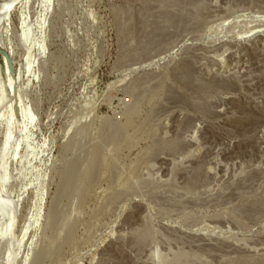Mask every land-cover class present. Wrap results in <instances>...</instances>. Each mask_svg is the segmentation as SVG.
I'll return each instance as SVG.
<instances>
[{
    "label": "rangeland",
    "instance_id": "374dc122",
    "mask_svg": "<svg viewBox=\"0 0 264 264\" xmlns=\"http://www.w3.org/2000/svg\"><path fill=\"white\" fill-rule=\"evenodd\" d=\"M257 30L264 0H0V264H264Z\"/></svg>",
    "mask_w": 264,
    "mask_h": 264
},
{
    "label": "bare ground",
    "instance_id": "6f19581e",
    "mask_svg": "<svg viewBox=\"0 0 264 264\" xmlns=\"http://www.w3.org/2000/svg\"><path fill=\"white\" fill-rule=\"evenodd\" d=\"M262 32H264V31H262V30H257V31H252V32H250V35L249 36H251L252 34L254 35V34H258V33H262ZM4 63V62H3ZM12 106H13V110H12V114H13V117L15 118V119H17V116H18V114H19V112H18V110L16 109V106H15V100H14V98H13V95H12Z\"/></svg>",
    "mask_w": 264,
    "mask_h": 264
}]
</instances>
